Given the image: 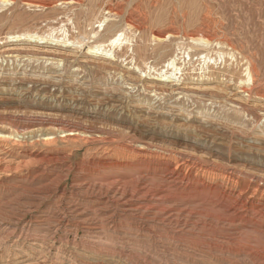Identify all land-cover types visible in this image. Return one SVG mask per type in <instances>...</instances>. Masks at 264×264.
Listing matches in <instances>:
<instances>
[{
	"label": "rangeland",
	"instance_id": "374dc122",
	"mask_svg": "<svg viewBox=\"0 0 264 264\" xmlns=\"http://www.w3.org/2000/svg\"><path fill=\"white\" fill-rule=\"evenodd\" d=\"M0 141V264H264V0L0 2Z\"/></svg>",
	"mask_w": 264,
	"mask_h": 264
},
{
	"label": "bare ground",
	"instance_id": "6f19581e",
	"mask_svg": "<svg viewBox=\"0 0 264 264\" xmlns=\"http://www.w3.org/2000/svg\"><path fill=\"white\" fill-rule=\"evenodd\" d=\"M67 1V0H66ZM0 2L1 3H7V2H10V0H0ZM43 2V1H42ZM49 2V1H48ZM97 2V1H96ZM157 2V1H156ZM43 3H45V2H43ZM55 3V2H54ZM61 3V2H60ZM28 4H30V2H28ZM47 6V5H46ZM80 9V8H79ZM97 19V18H96ZM128 19V18H127ZM140 20V19H139ZM114 25V24H113ZM137 26V25H136ZM113 27V26H112ZM170 32V31H169ZM169 32H167V33H169ZM28 33V32H27ZM162 33V32H161ZM166 33V34H167ZM19 34V33H18ZM163 34V33H162ZM162 34H158L159 35V37L158 38H163L164 37V35H162ZM35 35V34H34ZM155 35V34H154ZM168 35V34H167ZM166 35V36H167ZM197 35H201V36H198L196 39H195V41H199V42H206V39L203 37V35L201 34V33H198ZM126 36V35H125ZM190 36V35H189ZM122 37H123V34L122 33H119V32H116V33H114V35L110 38V42H111V44L112 45H117V44H119L121 41H122ZM208 37V36H207ZM166 38V37H165ZM160 39V40H161ZM124 44V43H123ZM76 45V44H75ZM94 49H97V51L99 50H103V48H101V47H94ZM92 51V50H91ZM103 52V51H102ZM98 53V52H97ZM111 57V56H110ZM172 61V60H171ZM168 66H171L172 68H174V71H178L179 72V70H180V67L179 66H177L176 67V65H175V61H172V62H170L169 64H168ZM179 67V68H178ZM173 71V72H174ZM252 71V70H251ZM171 73V72H170ZM174 74V73H173ZM172 74V75H173ZM252 74H253V72H252ZM248 75L250 76V72H248ZM65 128H67V127H65ZM61 129H64V128H61ZM74 129V128H73ZM18 130V129H17ZM26 130V129H25ZM28 130V129H27ZM93 130V129H92ZM21 131V130H20ZM78 131V130H77ZM76 131V132H77ZM22 132V131H21ZM24 132V131H23ZM63 133H65V137L67 138V139H70V138H72V136L74 135V132H72V131H70V130H68V128L66 129V130H63L62 131ZM93 132V131H92ZM21 135V134H20ZM2 137V136H1ZM4 137V136H3ZM12 137V136H11ZM29 137V136H28ZM14 140V139H13ZM48 140V139H47ZM85 140V139H84ZM15 141V140H14ZM53 141V140H52ZM88 141V140H87ZM1 142V141H0ZM17 142V141H16ZM21 142V141H20ZM108 142V141H107ZM3 145V144H2ZM8 146V145H7ZM4 147V146H3ZM12 147V146H11ZM122 147V146H121ZM109 148V147H108ZM4 149V148H3ZM159 149V148H158ZM12 150V149H11ZM161 150V149H160ZM25 151V150H24ZM151 152H152V150H151ZM167 152V151H166ZM171 152V151H170ZM14 153V152H13ZM136 153V152H135ZM9 154V153H8ZM28 154V153H27ZM145 154V153H144ZM150 154V153H149ZM5 155V154H4ZM39 155V154H38ZM167 155H168V153H167ZM21 156V155H20ZM125 156V155H124ZM140 156V155H139ZM146 156V155H145ZM144 156V157H145ZM142 157V156H141ZM186 157V156H185ZM22 160V159H21ZM118 160V159H117ZM156 160V159H155ZM194 160V159H193ZM113 161V160H112ZM156 162V161H155ZM22 164H23V162H21ZM143 163V162H142ZM157 163V162H156ZM25 164V163H24ZM6 165V164H5ZM10 165V164H9ZM12 165V164H11ZM19 165V164H18ZM138 165V164H137ZM182 165V164H181ZM213 165V164H212ZM3 166V165H2ZM1 166V167H2ZM105 166V165H104ZM124 166V165H123ZM4 167V166H3ZM14 167H16V166H14ZM164 167H165V165H164ZM5 168V167H4ZM137 168V167H136ZM147 168V167H146ZM173 168V167H172ZM202 168V167H201ZM15 169V168H14ZM165 169V168H164ZM168 169V168H167ZM210 169V168H209ZM212 169V168H211ZM218 169V168H217ZM143 170V169H142ZM146 170V169H145ZM157 170V169H156ZM227 170V169H226ZM2 171V170H1ZM155 171V170H154ZM215 171V170H214ZM229 171V170H228ZM10 172V171H9ZM123 172V171H122ZM134 172V171H133ZM173 172V171H172ZM188 172V171H187ZM156 173V172H155ZM184 173V172H183ZM191 173V172H190ZM219 173V172H218ZM238 173V172H237ZM120 174V173H119ZM136 174V173H135ZM187 174H189V173H187ZM195 174V173H194ZM126 175V174H125ZM172 175V174H171ZM170 175V176H171ZM236 175V174H235ZM120 176V175H119ZM213 176H214V174H213ZM221 176V175H220ZM90 177V176H89ZM110 177V176H109ZM175 177V176H174ZM224 177V176H223ZM103 178V177H102ZM101 178V179H102ZM181 178V177H180ZM216 178V177H215ZM220 178V177H219ZM222 178V177H221ZM230 178V177H229ZM123 179V178H122ZM185 179V178H184ZM183 179V180H184ZM208 179V178H207ZM213 179V178H212ZM228 179V178H227ZM102 181V180H101ZM106 181H107V179H106ZM195 182V181H194ZM205 182V181H204ZM225 182V181H224ZM232 183H233V181H232ZM236 183V182H235ZM225 184V183H224ZM106 185H109V186H111V188L113 189V190H115V191H119V187L117 186L118 184H117V181H112V182H110V183H107ZM176 185V184H175ZM180 185V184H179ZM196 185V184H195ZM87 186H88V184H87ZM193 186V185H192ZM106 187V186H105ZM229 187V186H228ZM234 187V186H233ZM87 188V187H86ZM92 188V187H91ZM104 188V187H103ZM206 188V187H205ZM209 188V187H208ZM238 188V187H237ZM180 189V188H179ZM185 189V188H184ZM140 190V189H139ZM144 190V189H143ZM192 190V189H191ZM199 190V189H198ZM224 190V189H223ZM207 191V190H206ZM225 191V190H224ZM229 192V191H228ZM264 192V191H263ZM120 193V192H119ZM142 193V192H141ZM224 193V192H223ZM238 193V192H237ZM221 194V193H220ZM226 194V193H225ZM110 195V194H109ZM146 195V194H145ZM153 195V194H152ZM210 195V194H209ZM94 196V195H93ZM136 196V195H135ZM148 196V195H147ZM221 196V195H220ZM115 197H117V196H115ZM109 199V198H108ZM114 199V198H113ZM99 200V199H98ZM105 200V199H104ZM111 200V199H110ZM148 200V199H147ZM118 201V200H117ZM123 201V200H122ZM156 201V200H155ZM175 201V200H174ZM180 201V200H179ZM143 202V201H142ZM149 202V201H148ZM258 202V201H257ZM259 203V202H258ZM146 204V203H145ZM154 204H156V202L154 203ZM181 204V203H180ZM183 204V203H182ZM262 205V204H261ZM247 206H248V204H247ZM144 207V206H143ZM146 207V206H145ZM256 207V206H255ZM190 208V207H189ZM258 208V207H257ZM251 209V208H250ZM143 210V209H142ZM150 210V209H149ZM136 212H138V211H136ZM151 212H152V210H151ZM183 213H184V211H183ZM185 214V213H184ZM173 216V215H172ZM251 216V215H250ZM258 216V215H257ZM82 217V216H81ZM246 217V216H245ZM193 218V217H192ZM196 218V217H195ZM202 218V217H201ZM239 218V217H238ZM249 218V217H248ZM78 219V218H77ZM170 220V219H169ZM209 220H210V217H209ZM191 221V220H190ZM166 222V221H165ZM188 223V222H187ZM260 223V222H259ZM221 224V223H220ZM248 227V226H247ZM198 229V228H197ZM230 230V229H229ZM234 231V230H233ZM237 231V230H236ZM25 233V232H24ZM36 233V232H35ZM94 233V232H93ZM23 237V236H22ZM41 239H42V237H41ZM28 241V240H27ZM30 241V240H29ZM41 242V241H40ZM230 242V241H229ZM196 244V243H195ZM56 245V244H55ZM203 246H205V245H203ZM226 246V245H225ZM179 248V247H178ZM191 248V247H190ZM218 248V247H217ZM230 248V247H229ZM26 249V248H25ZM226 249H227V246H226ZM38 250V249H37ZM46 250V249H45ZM246 250V249H245ZM264 250V249H263ZM212 251V250H211ZM214 251V250H213ZM233 251V250H232ZM126 252V251H125ZM44 253V252H43ZM128 253V252H127ZM207 253V252H206ZM209 253V252H208ZM216 253V252H215ZM215 253L213 254V256L215 255ZM257 253V252H256ZM99 254V253H98ZM102 254V253H101ZM119 255V254H118ZM170 255V254H169ZM223 255V254H222ZM227 255V254H226ZM229 255V254H228ZM258 255V254H257ZM115 256V255H114ZM171 256V255H170ZM210 256V255H209ZM208 256V257H209ZM218 256V255H217ZM241 256V255H240ZM110 257H111V255H110ZM263 257V256H262ZM35 258V257H34ZM113 258V257H112ZM150 258V257H149ZM182 258V257H181ZM198 258V257H197ZM230 258H231V256H230ZM41 259V258H40ZM39 259V260H40ZM199 259V258H198ZM224 259V258H223ZM111 260V259H110ZM150 260V259H149ZM182 260V259H181ZM211 260H213V259H211ZM32 261V260H31ZM191 263V262H190ZM219 263V262H218ZM228 263V262H227ZM21 264V263H20ZM186 264V263H185ZM196 264H198V263H196ZM210 264V263H209ZM217 264V263H216Z\"/></svg>",
	"mask_w": 264,
	"mask_h": 264
}]
</instances>
